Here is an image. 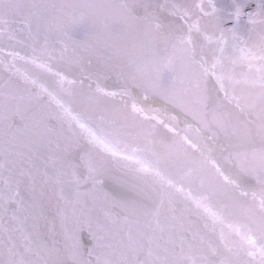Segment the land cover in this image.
Here are the masks:
<instances>
[{"label":"snow or ice","instance_id":"6c2138e0","mask_svg":"<svg viewBox=\"0 0 264 264\" xmlns=\"http://www.w3.org/2000/svg\"><path fill=\"white\" fill-rule=\"evenodd\" d=\"M0 264H264V0H0Z\"/></svg>","mask_w":264,"mask_h":264}]
</instances>
